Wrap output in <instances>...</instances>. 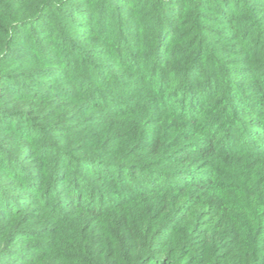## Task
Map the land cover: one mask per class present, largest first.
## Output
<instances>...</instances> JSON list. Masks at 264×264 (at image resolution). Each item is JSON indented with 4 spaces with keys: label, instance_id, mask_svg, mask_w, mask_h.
<instances>
[{
    "label": "trees",
    "instance_id": "obj_1",
    "mask_svg": "<svg viewBox=\"0 0 264 264\" xmlns=\"http://www.w3.org/2000/svg\"><path fill=\"white\" fill-rule=\"evenodd\" d=\"M0 264H264V0H0Z\"/></svg>",
    "mask_w": 264,
    "mask_h": 264
}]
</instances>
